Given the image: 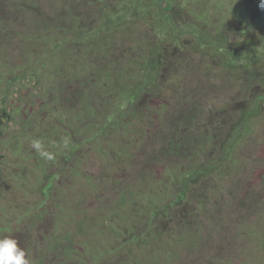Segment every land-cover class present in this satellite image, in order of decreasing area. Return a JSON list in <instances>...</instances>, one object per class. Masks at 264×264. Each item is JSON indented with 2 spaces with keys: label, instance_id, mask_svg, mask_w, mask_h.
Masks as SVG:
<instances>
[{
  "label": "trees",
  "instance_id": "1",
  "mask_svg": "<svg viewBox=\"0 0 264 264\" xmlns=\"http://www.w3.org/2000/svg\"><path fill=\"white\" fill-rule=\"evenodd\" d=\"M240 1L264 28V0ZM160 2L0 0V197H26L8 223L33 264H264V226L249 221L233 234L254 237L255 254L216 259L231 208L250 195L237 177L243 147L262 141L264 52L221 53L249 91L233 120L185 91L178 100L162 71L181 43ZM250 172L240 178L261 174Z\"/></svg>",
  "mask_w": 264,
  "mask_h": 264
},
{
  "label": "rangeland",
  "instance_id": "2",
  "mask_svg": "<svg viewBox=\"0 0 264 264\" xmlns=\"http://www.w3.org/2000/svg\"><path fill=\"white\" fill-rule=\"evenodd\" d=\"M171 1L183 11L181 26L183 27L185 22L188 23L183 28L180 25L176 26L178 29L181 28L179 33L181 31L186 32L185 34H193L192 32H197V34L205 33L208 34L210 40H205V44L202 45L194 40L189 43L179 41L181 43L179 46H169L167 65L162 71L164 78H168L165 81L166 84L179 88L178 100H180L181 92L184 95L183 91H185L188 97L187 100L194 97V100H198L207 112H214L216 109L222 110L223 113L229 115V120H233L237 116L238 112L236 111L241 108L242 97L244 95L245 97L248 96L249 91H245L244 87L241 88L244 83L247 85L246 80L243 82L242 80L231 78L224 71L221 65V53L225 50H234L238 57L246 56L250 58L253 54H262L264 52V28L253 25L249 20L240 17V14H245V12L241 13L243 12V5L240 0ZM190 27L192 29H188ZM148 32L150 34L151 31L147 25L139 21V27H137L135 34L142 37L143 34ZM144 37L145 35H143ZM248 88L250 89V86ZM223 107H225V110ZM207 114L201 115V121L205 122L209 118ZM17 121H13L15 123H12L10 128H16ZM259 125L258 133L262 140L260 143H262H259L257 151L252 149L249 144L243 147V151L250 149L249 152H243L248 163L243 166L245 170L240 171L241 175L237 177L240 182H249V184L245 185V188L247 187V190H250V195L247 197L248 201L245 206L231 208V215L226 221L229 230L223 237V245L229 244V247L224 253L221 251L220 255L216 254L219 257L216 259L222 260V256H229V254L232 256L234 253L243 254L242 252L250 257L251 254L254 255L256 252V239L254 237L248 243L243 242V245L241 243L243 237L235 236L233 231L242 221L253 222L256 226L254 228L257 230H262V226H264V119ZM14 131L11 132V129L6 130L2 135V139L5 141L2 145V150L7 154L8 158L12 157L9 152L11 148L9 141ZM253 169L261 173L257 179L252 178L251 174H249L250 176L247 179L244 176L240 178V176ZM3 170L6 172L5 169ZM28 175L33 179L30 173ZM4 194V198L0 197V236L11 233L18 239L22 247L21 235L16 231L14 233L8 222L14 221L11 218L12 210L14 208L15 213H19L20 208H22L19 203L24 202L26 197L17 200L11 194ZM258 196L261 199L260 201ZM11 224L14 223L11 222ZM221 232L224 231L222 230ZM234 243H236V248ZM237 243H241V245L239 246ZM232 246L234 250L230 248ZM185 264L191 263L185 261Z\"/></svg>",
  "mask_w": 264,
  "mask_h": 264
},
{
  "label": "clouds",
  "instance_id": "3",
  "mask_svg": "<svg viewBox=\"0 0 264 264\" xmlns=\"http://www.w3.org/2000/svg\"><path fill=\"white\" fill-rule=\"evenodd\" d=\"M42 156L51 159V154L44 151L39 140L32 141L31 145ZM0 264H33L26 250L20 246L18 239L11 233L0 236Z\"/></svg>",
  "mask_w": 264,
  "mask_h": 264
},
{
  "label": "flooded vegetation",
  "instance_id": "4",
  "mask_svg": "<svg viewBox=\"0 0 264 264\" xmlns=\"http://www.w3.org/2000/svg\"><path fill=\"white\" fill-rule=\"evenodd\" d=\"M161 8H163V14H169L170 15V17H171V14L173 13V8L174 7H177V5H174L173 4V2L171 1V0H161V2H160V5H159ZM178 8V10H179V12H180V14L182 15V10L179 8V7H177ZM183 23V22H182ZM175 25V24H174ZM180 26H181V23L179 24ZM179 25H175V26H179ZM186 25H188V23H184L183 24V27L184 26H186ZM182 26H181V28H183ZM177 28V27H176ZM180 28V29H181ZM180 29H178L177 28V35H178V41H180V42H182V36L186 33V32H184V31H181L180 33H179V30ZM188 29H192L191 27L190 28H188ZM183 30H186V29H183ZM184 32V33H183ZM193 34H190V35H192L193 36V41L195 40V42H196V40H197V35L198 34H194V33H196V32H192ZM180 42L178 43V44H180ZM183 43V42H182ZM203 44H205V43H203Z\"/></svg>",
  "mask_w": 264,
  "mask_h": 264
},
{
  "label": "water",
  "instance_id": "5",
  "mask_svg": "<svg viewBox=\"0 0 264 264\" xmlns=\"http://www.w3.org/2000/svg\"><path fill=\"white\" fill-rule=\"evenodd\" d=\"M171 19L175 25H179L182 21V15L180 14L177 7L173 8V13L171 14ZM193 41V36L190 34H184L182 36V42L183 43H189Z\"/></svg>",
  "mask_w": 264,
  "mask_h": 264
}]
</instances>
